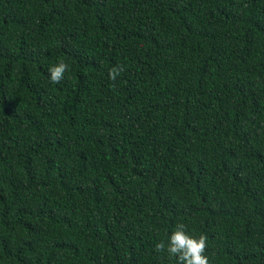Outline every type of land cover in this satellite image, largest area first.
Wrapping results in <instances>:
<instances>
[{"label": "trees", "instance_id": "trees-1", "mask_svg": "<svg viewBox=\"0 0 264 264\" xmlns=\"http://www.w3.org/2000/svg\"><path fill=\"white\" fill-rule=\"evenodd\" d=\"M179 223L264 264V0H0V264H178Z\"/></svg>", "mask_w": 264, "mask_h": 264}, {"label": "clouds", "instance_id": "clouds-1", "mask_svg": "<svg viewBox=\"0 0 264 264\" xmlns=\"http://www.w3.org/2000/svg\"><path fill=\"white\" fill-rule=\"evenodd\" d=\"M70 70V65L60 60L57 64L49 67L50 81L59 84L64 79V74ZM123 71L122 67L116 65L110 68L108 77L115 82ZM207 248V237L200 235L195 238L185 230V225L179 223L171 233L167 247L164 242L157 243L155 251L167 252L170 257H175L178 264H209V258L205 255Z\"/></svg>", "mask_w": 264, "mask_h": 264}]
</instances>
